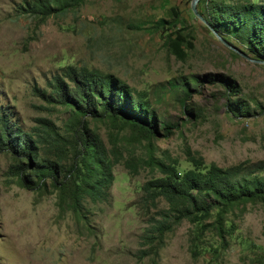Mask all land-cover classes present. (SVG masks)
<instances>
[{
  "label": "rangeland",
  "instance_id": "rangeland-1",
  "mask_svg": "<svg viewBox=\"0 0 264 264\" xmlns=\"http://www.w3.org/2000/svg\"><path fill=\"white\" fill-rule=\"evenodd\" d=\"M21 1L0 0V109L15 126L28 131L36 118H46L66 140L73 129L79 131L68 108L34 91L49 92L53 76L71 65L114 75L143 97L170 133L163 137L159 130L147 142L120 120L82 117L108 158L113 141L120 153L110 169L106 201L87 202L84 218L58 207L50 186L41 194L17 186L10 173L15 156L0 150V264H264V202L231 206L221 221L230 232L223 240L211 229L214 211L203 221L195 247L194 225L181 220L165 233L156 256L142 258L138 250L148 222L137 206L141 184L162 175L159 162L182 171L191 167L187 153L221 168L264 159V62L224 46L189 12L190 0H85L77 10L43 21L17 16ZM170 8L184 20L180 30L190 35L192 48L182 60L164 43L173 30L167 24L153 27L160 19L170 22ZM223 36L258 60L234 37ZM209 74L225 76L233 87L219 79L210 83ZM226 96L244 100L253 115L231 116L223 106ZM127 159L137 164L134 173L123 165ZM70 161L64 152V164ZM157 208L167 204L159 198Z\"/></svg>",
  "mask_w": 264,
  "mask_h": 264
},
{
  "label": "trees",
  "instance_id": "trees-1",
  "mask_svg": "<svg viewBox=\"0 0 264 264\" xmlns=\"http://www.w3.org/2000/svg\"><path fill=\"white\" fill-rule=\"evenodd\" d=\"M84 1L22 0L15 13L43 21L49 16L77 10ZM197 3L196 11L217 35L223 40L224 34L234 37L252 57L264 62V0H198ZM170 12V22L160 19L153 27L158 29L167 24L173 30L165 33L164 43L176 59L182 60L185 49L192 48L188 39L190 35L180 30L184 20L176 9L170 8ZM209 76L210 83L219 79L227 88L233 87L225 76ZM181 88L187 90L186 85L181 84ZM34 91L47 103L68 108L70 123L76 124L79 131L73 129L74 134L66 140L46 118H36L37 125L25 131L15 126L1 108L0 150L9 149L15 156L10 173L15 175L17 186L39 194L50 186L55 191L57 206L67 207L81 218L85 217L87 202L106 201L112 180L110 169L120 157L113 141L108 151L112 158H108L103 143L89 131L82 117L120 120L134 128L138 137L147 142L159 130L163 137L170 133V127L158 123L142 96L133 95L125 83L109 73L66 65L60 74L53 76L49 92L38 88ZM223 106L235 118L249 117L254 113L244 100L236 97L226 96ZM183 109L190 112V108L183 106ZM41 147H45V154H42ZM64 152L71 159L67 165L63 162ZM187 155L191 163L188 169L178 171L174 166L159 162L162 175L148 179L140 186L137 206L148 222L141 235L140 258L156 256L165 233L181 220L194 225L190 241L195 247V241L205 226L203 221L214 211L211 229L223 240L230 232L221 221L231 206L246 201L264 202V159L221 168L212 163L205 166L199 156ZM123 165L134 173L137 164L127 159ZM159 198L164 200L167 208H157ZM151 208L154 212L148 214ZM259 264H263L262 261Z\"/></svg>",
  "mask_w": 264,
  "mask_h": 264
},
{
  "label": "water",
  "instance_id": "water-1",
  "mask_svg": "<svg viewBox=\"0 0 264 264\" xmlns=\"http://www.w3.org/2000/svg\"><path fill=\"white\" fill-rule=\"evenodd\" d=\"M198 0H190L189 3V10L191 12V14L193 16L198 17L208 28L209 30L212 32V34L227 48H229L230 50L238 53L240 56H242L243 58H246L247 60L250 61H255V62H263L261 60H255V59H251L248 56H246L243 52H241L240 50L236 49L235 47H233L232 45H230L229 43H227L225 40H223L219 35H217L206 23L205 21L200 17V15L198 14V12L196 11V4H197Z\"/></svg>",
  "mask_w": 264,
  "mask_h": 264
}]
</instances>
